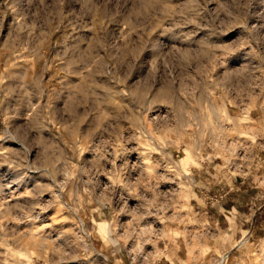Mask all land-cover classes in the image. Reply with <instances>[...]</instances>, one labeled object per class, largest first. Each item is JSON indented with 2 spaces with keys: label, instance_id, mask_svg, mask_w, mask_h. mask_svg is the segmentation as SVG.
Here are the masks:
<instances>
[{
  "label": "rangeland",
  "instance_id": "rangeland-1",
  "mask_svg": "<svg viewBox=\"0 0 264 264\" xmlns=\"http://www.w3.org/2000/svg\"><path fill=\"white\" fill-rule=\"evenodd\" d=\"M0 264H264V0H0Z\"/></svg>",
  "mask_w": 264,
  "mask_h": 264
}]
</instances>
